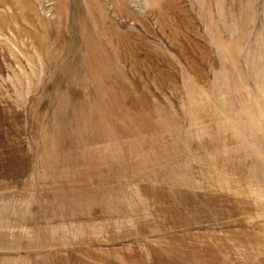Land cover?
<instances>
[{
  "label": "rangeland",
  "instance_id": "rangeland-1",
  "mask_svg": "<svg viewBox=\"0 0 264 264\" xmlns=\"http://www.w3.org/2000/svg\"><path fill=\"white\" fill-rule=\"evenodd\" d=\"M0 264H264V0H0Z\"/></svg>",
  "mask_w": 264,
  "mask_h": 264
}]
</instances>
